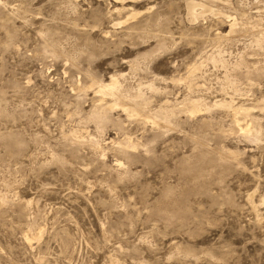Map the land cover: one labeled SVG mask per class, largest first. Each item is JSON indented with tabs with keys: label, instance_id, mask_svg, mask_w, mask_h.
Segmentation results:
<instances>
[{
	"label": "rangeland",
	"instance_id": "rangeland-1",
	"mask_svg": "<svg viewBox=\"0 0 264 264\" xmlns=\"http://www.w3.org/2000/svg\"><path fill=\"white\" fill-rule=\"evenodd\" d=\"M263 108L264 0H0V264H264Z\"/></svg>",
	"mask_w": 264,
	"mask_h": 264
},
{
	"label": "bare ground",
	"instance_id": "bare-ground-1",
	"mask_svg": "<svg viewBox=\"0 0 264 264\" xmlns=\"http://www.w3.org/2000/svg\"><path fill=\"white\" fill-rule=\"evenodd\" d=\"M211 1H213V0H211ZM195 2V1H194ZM198 3V2H197ZM222 3V2H221ZM188 4H190V3H188ZM187 5V4H186ZM193 5V4H192ZM198 6H200L201 7V9H203V8H205L206 7V9L209 7H207L206 5L207 4H205V2H199L198 4H197ZM192 7V6H191ZM197 7V6H196ZM198 8V7H197ZM196 9V8H195ZM206 9H204V10H206ZM209 9V8H208ZM192 10V9H191ZM191 10H190V12H191ZM194 10V9H193ZM211 10V9H210ZM210 10L208 11V12H210ZM195 11V10H194ZM194 11H192V12H194ZM201 10H199V12H200ZM203 11V10H202ZM213 12H215L216 13V11H211V13H213ZM217 12H219V14H220V11H218L217 10ZM190 14V13H189ZM189 14H188V17H189ZM192 14V13H191ZM218 14V15H219ZM214 15V14H213ZM198 16V15H197ZM192 18H189V19H195L196 18V15L195 14H193L192 16H191ZM198 17H200V16H198ZM190 21H192V20H190ZM195 21V20H194ZM235 23V22H234ZM234 23H232L231 24V31L233 30V27H234ZM257 42V41H256ZM259 42V41H258ZM258 44V43H257ZM261 47V46H260ZM72 57V56H71ZM98 86V85H97ZM98 92H100L102 95H104V94H108V95H117V93H118V80L116 79V78H114V77H111L110 78V82L108 83V84H105V85H102V83H101V85L99 86V91ZM119 94V93H118ZM119 97V96H118ZM121 97V96H120ZM113 98V97H112ZM137 98H139V97H137ZM116 99V98H115ZM141 99V98H140ZM194 99V98H193ZM125 100V99H124ZM121 101V100H120ZM138 101V100H137ZM143 102V101H142ZM224 102V101H223ZM222 102V104H224V105H226V106H229L227 103H223ZM226 102V101H225ZM119 103V102H118ZM134 103V102H133ZM113 104V103H112ZM123 104H126V103H123ZM189 104H191L192 106H194L193 108H192V110H190L189 112H191L192 114H195V112H198V111H200L201 110V108H198L197 106H198V101L197 100H193V101H190V103ZM216 104V103H215ZM221 104V105H222ZM115 105V104H114ZM219 105H220V103H219ZM126 106H127V104H126ZM192 106H190V107H192ZM110 107H111V105H110ZM113 107V106H112ZM111 107V108H112ZM129 107V106H128ZM142 107V103H140V102H135L134 104H133V107L132 108H124V111L125 112H127L128 114H132V113H130L131 111L132 112H135V111H138L139 110V108H141ZM220 107V106H219ZM224 107V106H223ZM227 108V107H226ZM229 108V107H228ZM107 109V108H106ZM241 110L242 111V113L244 112V113H248V109H243V108H241L240 109V107L239 108H237V110ZM264 109V108H263ZM108 110V109H107ZM111 110V109H110ZM229 110V109H228ZM236 110V109H235ZM234 110V111H235ZM141 112V111H140ZM238 112H240V111H238ZM250 112V111H249ZM138 113V112H137ZM168 113V112H167ZM243 113V114H244ZM136 114V113H135ZM101 116H102V114H100ZM133 115V114H132ZM143 115V114H142ZM245 115V114H244ZM248 115V114H247ZM137 116V115H136ZM139 116V115H138ZM144 116V115H143ZM141 117V116H140ZM139 117V118H140ZM148 117V116H147ZM235 118H233L234 120H235V123L237 124V127H238V130H244V128H242L240 125H239V123H238V120L236 119V116H234ZM101 118H103V117H101ZM157 119V118H156ZM167 120V119H166ZM154 121V120H153ZM156 121V120H155ZM156 125V124H155ZM253 129V128H252ZM246 136H247V134H248V136H250V135H253V136H255L256 135V133H257V130H255V129H253V130H251V126H248L246 129ZM244 133V132H243Z\"/></svg>",
	"mask_w": 264,
	"mask_h": 264
}]
</instances>
